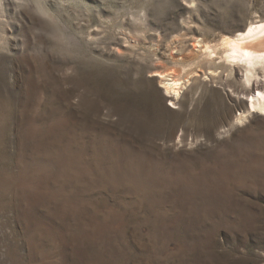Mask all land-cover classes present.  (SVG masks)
Listing matches in <instances>:
<instances>
[{"label": "rangeland", "instance_id": "374dc122", "mask_svg": "<svg viewBox=\"0 0 264 264\" xmlns=\"http://www.w3.org/2000/svg\"><path fill=\"white\" fill-rule=\"evenodd\" d=\"M260 22L264 0H0V264H264V65L221 45Z\"/></svg>", "mask_w": 264, "mask_h": 264}, {"label": "bare ground", "instance_id": "6f19581e", "mask_svg": "<svg viewBox=\"0 0 264 264\" xmlns=\"http://www.w3.org/2000/svg\"><path fill=\"white\" fill-rule=\"evenodd\" d=\"M222 47L225 48V58L227 61L244 65L247 68V80H251L253 71L258 65H264V22L253 24L242 32H239L234 38H227L222 41ZM208 54L215 56L218 48L212 49L206 47ZM184 82V81H183ZM179 79H172L165 84V90L171 96L178 97L184 88V84ZM264 84V83H263ZM264 85L259 84L256 87L258 93H252L248 97L250 103V112L264 115ZM254 90V91H255ZM246 117V116H245Z\"/></svg>", "mask_w": 264, "mask_h": 264}]
</instances>
